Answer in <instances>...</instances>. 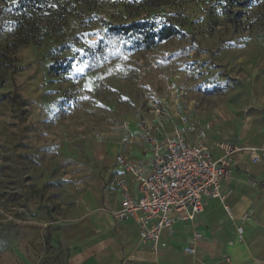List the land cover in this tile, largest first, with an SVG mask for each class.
<instances>
[{
    "label": "rangeland",
    "instance_id": "rangeland-1",
    "mask_svg": "<svg viewBox=\"0 0 264 264\" xmlns=\"http://www.w3.org/2000/svg\"><path fill=\"white\" fill-rule=\"evenodd\" d=\"M16 1L0 0V264H69L56 227L91 174L105 193L125 173L106 147L126 138L124 159L143 163L153 102L156 128L264 133V0Z\"/></svg>",
    "mask_w": 264,
    "mask_h": 264
},
{
    "label": "crops",
    "instance_id": "crops-1",
    "mask_svg": "<svg viewBox=\"0 0 264 264\" xmlns=\"http://www.w3.org/2000/svg\"><path fill=\"white\" fill-rule=\"evenodd\" d=\"M213 124L207 122L209 127ZM173 128L164 125L155 128V132L159 138L161 134H170ZM203 131L211 143L222 141L234 146L246 145L261 155V164L251 162L249 152H238L233 156L231 180L222 188L224 197L233 187V181H242L243 184L240 193L225 198L229 211L219 200H209L205 211L196 216L193 223L176 224L174 236L170 239L164 234L163 240L168 241V248L154 255L147 245L140 243L135 223L114 219L113 212L119 208L121 196L110 185L111 180L107 183L109 190L104 193V181L93 173L84 181L85 186L74 201L75 218L56 227V234L71 250L69 264H264V133L254 132L253 126L249 137L241 133L236 139L226 129L220 128L212 134L207 129ZM137 134L145 151L144 137L139 132ZM123 147L117 142L104 148L115 158L117 153H122ZM101 155L106 157L105 152ZM143 158L140 164L147 169L150 155L146 153ZM112 164H115L114 160ZM252 164L263 167L253 171ZM253 174H259V182ZM117 177L126 181L131 193H137V186L131 183L129 174L122 173ZM250 179L257 184H250ZM217 209L220 213H216ZM238 227L243 228L242 240L238 238ZM193 231L201 233L202 239L194 246V253L187 255L183 249L188 246L187 240Z\"/></svg>",
    "mask_w": 264,
    "mask_h": 264
},
{
    "label": "built area",
    "instance_id": "built-area-1",
    "mask_svg": "<svg viewBox=\"0 0 264 264\" xmlns=\"http://www.w3.org/2000/svg\"><path fill=\"white\" fill-rule=\"evenodd\" d=\"M151 107L156 110L155 116L146 117L138 126L145 152L150 155L149 167L129 164L121 152L114 158L117 168L131 176L137 193H131L120 177H114L110 185L121 196L119 208L113 212L114 219L135 223L140 243L159 255L168 248L163 235L170 239L176 224L193 223L205 211L209 200H219L229 211L222 188L231 180L233 156L240 150L226 142H209L206 133L187 120L158 138L152 120L158 119L161 110L156 102ZM127 141L123 138L120 143L124 145ZM249 158L253 163L259 161L253 150ZM237 234L242 240V227L237 228ZM201 239V233L191 232L183 253L193 254Z\"/></svg>",
    "mask_w": 264,
    "mask_h": 264
},
{
    "label": "trees",
    "instance_id": "trees-1",
    "mask_svg": "<svg viewBox=\"0 0 264 264\" xmlns=\"http://www.w3.org/2000/svg\"><path fill=\"white\" fill-rule=\"evenodd\" d=\"M39 1L41 2V0H17L16 4H18L19 7L26 8V7L33 6L37 3H39ZM143 26L144 25L141 22H135V23H131L130 25H127V26L115 28L114 30L119 32V33H122V34H127L131 31L142 29ZM174 34H175V31L172 27H170V26L163 27L158 32V40L160 41V40L168 39L169 37H171ZM47 239H49L48 236H47Z\"/></svg>",
    "mask_w": 264,
    "mask_h": 264
},
{
    "label": "bare ground",
    "instance_id": "bare-ground-1",
    "mask_svg": "<svg viewBox=\"0 0 264 264\" xmlns=\"http://www.w3.org/2000/svg\"><path fill=\"white\" fill-rule=\"evenodd\" d=\"M251 150H253L254 151V154L256 155V156H258V158H259V155H258V153H257V150L256 149H251ZM259 161H260V158H259ZM258 161V162H259Z\"/></svg>",
    "mask_w": 264,
    "mask_h": 264
}]
</instances>
